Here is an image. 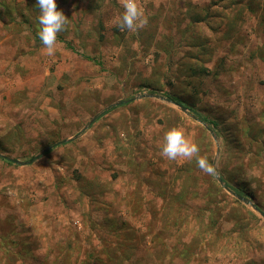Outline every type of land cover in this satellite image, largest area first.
<instances>
[{"label":"rangeland","instance_id":"obj_1","mask_svg":"<svg viewBox=\"0 0 264 264\" xmlns=\"http://www.w3.org/2000/svg\"><path fill=\"white\" fill-rule=\"evenodd\" d=\"M137 2L130 31L123 0H56L48 55L35 0H0V264H264L230 193L264 213V0ZM174 127L196 155L161 156Z\"/></svg>","mask_w":264,"mask_h":264},{"label":"clouds","instance_id":"obj_2","mask_svg":"<svg viewBox=\"0 0 264 264\" xmlns=\"http://www.w3.org/2000/svg\"><path fill=\"white\" fill-rule=\"evenodd\" d=\"M35 5L39 8L38 22L40 31L38 37L45 46L46 53L52 55L54 46L57 43V33L64 29L66 24L65 15L57 10L56 0H35ZM124 12L120 17V25L130 31L143 27L147 23V18L143 14V9L138 6L137 0H123ZM199 152L198 146L190 142L181 128H171L164 135V144L161 148V156L168 160L177 158H191ZM197 166L204 172L212 174L214 168L205 157L197 156Z\"/></svg>","mask_w":264,"mask_h":264},{"label":"water","instance_id":"obj_3","mask_svg":"<svg viewBox=\"0 0 264 264\" xmlns=\"http://www.w3.org/2000/svg\"><path fill=\"white\" fill-rule=\"evenodd\" d=\"M138 97H155V98H160L159 96H157V95H155V94H151V93H149V94H146V95H141V96H138ZM118 104H121V101H119L117 104H115V105H118ZM179 106V105H178ZM179 108L181 109V110H185V108H183V107H181V106H179ZM96 118V116H94L88 123H87V125L84 127V129L85 128H87L89 125H90V123L94 120ZM201 122V121H200ZM202 123V125H204V127L210 132V133H212L213 134V131L205 124V123H203V122H201ZM78 137V135H76V136H74V137H72L71 139H65V140H62V141H60V142H58V143H55V144H59V143H63V142H68V141H71V140H73V139H76ZM51 148V146L50 147H47V148H45V149H43L42 151H40L39 153H38V155L37 156H40V155H43L46 151H48L49 149ZM36 156V157H37ZM35 157V158H36ZM8 161H10V162H12V163H15V164H18V165H25V164H27L28 162H19V161H17V160H15V159H11V158H8L7 159ZM216 169H215V167H214V171H215ZM215 176H216V179H217V182L221 185V187H223L224 189H227V187L225 186V184L223 183V181H222V179L219 177V175L217 174V173H215ZM228 190V189H227ZM230 192V191H229ZM232 195H234L238 200H240V201H242L243 203H245V204H249L253 209H254V211H256L257 213H259V215L262 217V218H264V213L263 212H261L253 203H251L249 200H247V199H244V198H242L241 196H239V195H237V194H235V193H232V192H230Z\"/></svg>","mask_w":264,"mask_h":264},{"label":"trees","instance_id":"obj_4","mask_svg":"<svg viewBox=\"0 0 264 264\" xmlns=\"http://www.w3.org/2000/svg\"><path fill=\"white\" fill-rule=\"evenodd\" d=\"M163 96L167 99V100H170V101H173V102H178L174 97H172V96H170V95H168V94H163ZM195 116H196V118L199 120V121H201V122H203V123H205L210 129H212L213 131H215L216 129V124H215V122L214 121H211V120H209V119H207L206 117H202L201 115H199V114H197V113H195ZM232 190H233V192L235 193V194H237V195H239V196H242V192H240L238 189H233L232 188Z\"/></svg>","mask_w":264,"mask_h":264}]
</instances>
